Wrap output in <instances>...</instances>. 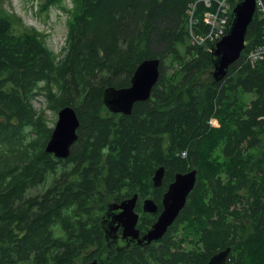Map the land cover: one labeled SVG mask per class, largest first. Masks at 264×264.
Returning <instances> with one entry per match:
<instances>
[{"label":"trees","instance_id":"obj_1","mask_svg":"<svg viewBox=\"0 0 264 264\" xmlns=\"http://www.w3.org/2000/svg\"><path fill=\"white\" fill-rule=\"evenodd\" d=\"M65 1L37 0L41 12L67 14L58 53L0 7V264H205L227 246L226 264H264V54L247 57L264 43V19L254 12L239 57L215 81L212 43L191 36L208 28L202 0ZM147 58L159 59L150 97L110 112L104 88L128 86ZM64 105L79 126L57 158L45 150L44 112ZM191 169L195 184L162 238L128 251L105 245L108 203L138 193L144 233L157 214L140 200L152 196L159 211L174 174Z\"/></svg>","mask_w":264,"mask_h":264},{"label":"water","instance_id":"obj_2","mask_svg":"<svg viewBox=\"0 0 264 264\" xmlns=\"http://www.w3.org/2000/svg\"><path fill=\"white\" fill-rule=\"evenodd\" d=\"M255 0H239L232 8L225 34L215 41L210 48L213 68L210 75L213 80L222 79L228 67L239 57L245 41L247 26L253 19ZM159 76V59L147 58L135 68L130 84L124 87L106 86L103 93V103L113 113L129 114L133 104L150 97L152 87ZM79 119L71 105H64L57 111V119L45 143V150L57 158H66L73 142L77 139ZM164 175V167L159 166L151 178L154 187L160 186ZM196 180V170L176 172L173 180L163 192L158 211V204L152 196L140 200L144 212L157 214L156 219L149 224L140 235L136 227L139 212L136 211L138 193H133L119 201L108 203L101 217L105 238L115 241V235L129 237L140 245H147L153 240H159L173 223ZM230 247L213 253L205 264H226Z\"/></svg>","mask_w":264,"mask_h":264},{"label":"rangeland","instance_id":"obj_3","mask_svg":"<svg viewBox=\"0 0 264 264\" xmlns=\"http://www.w3.org/2000/svg\"><path fill=\"white\" fill-rule=\"evenodd\" d=\"M65 2L67 6L70 5V0ZM0 7L19 15L26 26H32L45 35V43L53 52L61 51L65 43L67 18V14L62 9L53 6L48 10V14L45 11L41 12L37 0H0ZM206 75H202L201 79L206 78ZM33 103L37 108H45L42 96L35 97ZM44 115L47 123L53 127L57 112L45 109Z\"/></svg>","mask_w":264,"mask_h":264},{"label":"built area","instance_id":"obj_4","mask_svg":"<svg viewBox=\"0 0 264 264\" xmlns=\"http://www.w3.org/2000/svg\"><path fill=\"white\" fill-rule=\"evenodd\" d=\"M209 10L204 14V20L208 28L205 35H196L191 32V36L197 43L203 42L208 46L210 43L217 41L222 35L225 34L227 22L231 15V5L226 0H202ZM255 11L260 19H264V6L261 0H255ZM194 8V5H192ZM190 23H193L191 20ZM264 28V25H263ZM196 37V38H195ZM207 44H206V43ZM264 54V43L259 44L247 53V57L252 62L258 60Z\"/></svg>","mask_w":264,"mask_h":264},{"label":"flooded vegetation","instance_id":"obj_5","mask_svg":"<svg viewBox=\"0 0 264 264\" xmlns=\"http://www.w3.org/2000/svg\"><path fill=\"white\" fill-rule=\"evenodd\" d=\"M141 234L142 233H140V235ZM105 237L106 236L104 235V243H105V245L113 248V250H116V251H119L121 249H124L125 251H128L132 247L142 246V245L138 244L137 242L130 240L129 237H122V235L118 234V233L115 235V241H109ZM156 241L157 240H153L150 243H153V242H156ZM95 260H96V258L93 259V263H94Z\"/></svg>","mask_w":264,"mask_h":264},{"label":"clouds","instance_id":"obj_6","mask_svg":"<svg viewBox=\"0 0 264 264\" xmlns=\"http://www.w3.org/2000/svg\"><path fill=\"white\" fill-rule=\"evenodd\" d=\"M232 8H233V7H231V9H232ZM231 11H232V10H231ZM213 43H214V42H213ZM213 43H212V44H213ZM210 48H211V47H210Z\"/></svg>","mask_w":264,"mask_h":264},{"label":"bare ground","instance_id":"obj_7","mask_svg":"<svg viewBox=\"0 0 264 264\" xmlns=\"http://www.w3.org/2000/svg\"><path fill=\"white\" fill-rule=\"evenodd\" d=\"M263 119H264V116H263Z\"/></svg>","mask_w":264,"mask_h":264}]
</instances>
